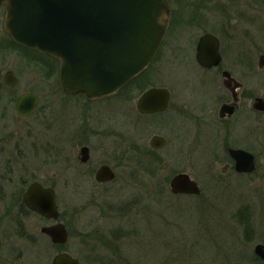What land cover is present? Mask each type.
I'll list each match as a JSON object with an SVG mask.
<instances>
[{
	"label": "rangeland",
	"instance_id": "rangeland-1",
	"mask_svg": "<svg viewBox=\"0 0 264 264\" xmlns=\"http://www.w3.org/2000/svg\"><path fill=\"white\" fill-rule=\"evenodd\" d=\"M172 4L182 10L186 24L173 31L177 24L172 22L153 65L121 95L96 103L77 101L78 119L92 130L84 129L83 141H91L93 151L90 162L76 168L69 160L59 162L61 105H67L63 121L70 129L76 103L64 102L59 91L58 60L12 45L3 29V65L15 69L20 80L16 89L40 94L39 105L49 107L48 119L56 125L45 130L56 150L34 160L40 169L24 176L54 185L69 240L53 244L40 231L51 223L21 213L6 199L0 203V264H51L62 252L81 264H264L254 254L264 240V119L250 136L259 145L257 177L221 175L225 137L219 103L212 97L215 82L195 64L196 43L205 32L220 37L225 66L245 69V63L236 60L241 52L256 63L264 54V0H173ZM188 4L202 5L192 26L187 22L189 7H182ZM238 4L249 6L250 19H239ZM1 19L3 26L4 13ZM151 86L168 88L170 107L160 115L140 116L137 100ZM93 103L96 122L90 117ZM25 124L21 123L22 134L29 133ZM75 135L70 136L73 144ZM155 135L167 140L161 150L150 146ZM233 142L230 139L229 144ZM102 164L115 170L113 182H96L95 171ZM180 172L199 184L201 196L171 194L169 182ZM24 187L21 183L19 192Z\"/></svg>",
	"mask_w": 264,
	"mask_h": 264
},
{
	"label": "water",
	"instance_id": "water-1",
	"mask_svg": "<svg viewBox=\"0 0 264 264\" xmlns=\"http://www.w3.org/2000/svg\"><path fill=\"white\" fill-rule=\"evenodd\" d=\"M5 4V27L13 40L60 60V83L67 94H84L101 98L115 94L153 61L167 28V0H0ZM219 41L204 34L197 46V60L203 66L218 64ZM264 67V55L259 58ZM8 83L15 78L8 74ZM170 93L165 88H151L138 100L141 114L163 112L168 108ZM38 102L33 94H24L16 109L27 116ZM257 108L264 109L260 101ZM166 144L154 136L150 146L159 150ZM236 169L251 172L254 157L242 150H232ZM88 149L83 150V161ZM99 183L111 182L115 174L103 165L96 173ZM174 195L200 196L202 191L187 173L175 175L169 184ZM26 206L39 215L59 219L55 192L39 183L32 184L23 196ZM53 244L64 245L69 233L63 223L42 228ZM1 249V240H0ZM255 254L264 261V242L256 245ZM51 264H80L68 253L57 254Z\"/></svg>",
	"mask_w": 264,
	"mask_h": 264
},
{
	"label": "flooded vegetation",
	"instance_id": "flooded-vegetation-1",
	"mask_svg": "<svg viewBox=\"0 0 264 264\" xmlns=\"http://www.w3.org/2000/svg\"><path fill=\"white\" fill-rule=\"evenodd\" d=\"M172 1L173 0H168L170 6V13L168 17L166 32L159 46L155 59L153 60L149 68L159 57V54L161 53L162 48L165 44L166 36L171 28L172 22L177 24L176 26H173L174 28L172 27L173 31L175 29L180 30V27L186 24L182 16V10L175 9L172 4ZM239 1H243V0H239ZM192 5L193 4L182 5L183 8L189 7L187 11L189 12V18L191 20L187 21L189 23L188 26H192L196 22V20H193L194 18L193 15L195 12H198L197 11L198 9L202 8V5L199 6L196 5L195 7ZM237 6H239V19L241 20L250 19V16L246 13L250 11L249 6L247 5L243 7V4H238ZM0 9L2 10L0 14V203H3V201L7 202L6 199H8L9 204L16 203V205L19 206V210L21 209L20 210L21 213H30L36 215L40 219L51 223L50 225L47 226H52L57 223H63L61 220V212L57 201L58 195L56 193L54 185L42 179L39 180L36 178H25L24 174L39 170L40 168H36L33 165V161L36 160L37 162V160L41 159L40 158L41 156L49 153L52 154L54 152L52 150L53 149L56 150L55 146H53V144L49 139L50 134L48 135L46 134V131L49 132L52 131L54 129V126L56 125L55 122L53 121L50 122L48 119L49 117H51V115L49 114L50 112L49 107L41 108V106L39 105L42 96L31 90L28 91L26 90L23 93H19V91L16 88L18 87L20 80L17 73L15 72V69L13 68L11 69L9 67L5 68L3 65V60H5L3 58V40H4L3 29L5 30L6 33L7 31L4 27V24L3 26L1 25L2 22L1 17H3V13H4V18H5L6 9L4 5L0 6ZM3 23H4V19H3ZM206 33L212 34L219 41V54L221 59L218 64L203 66L197 60L198 43L200 38ZM7 37L10 40L9 42L13 45V41L9 34ZM221 46H222V41L219 36L211 32H205L199 37L196 43V52H195V60H196L195 64L197 63L196 66L198 65L197 67L200 70H202L205 75L208 74V76L212 79L213 82H215L216 85V86L212 85V87H216L215 88L216 90H214V92L212 93V97L216 99V101H218L217 103H219L218 118L222 124V131L221 128L220 131H221V135L225 137V142H224L225 163L220 168V173L223 176H227L232 173L237 175L238 177L239 176L245 178L257 177L256 175L258 174V168L260 163V153L258 152L257 149L259 148V145L256 143L257 141L256 137L254 138L251 137L253 135L252 133L254 126H258L259 121L264 119V109L257 108L258 106L257 104H260V101L264 102V92L261 93L262 91L261 89H264V67L259 66L260 57H258V60L255 63L253 57H251L250 54L246 52H241L236 55L237 57L236 60L245 63L246 66L245 69L242 70L234 69L229 67L228 65L225 66L224 57L221 52ZM21 48L23 49V51L26 52L29 51L35 53V51L28 50L25 47H21ZM26 52H23V55L26 56L27 55ZM22 57L26 59L24 56ZM29 60L31 59L29 58L27 60L31 64L32 62ZM59 70H60V62L58 61V79H59ZM146 71H144L142 74L137 76L128 85H130L132 82L140 78ZM8 74H11L15 78L16 80L15 83L11 84L6 81ZM261 80L263 82L262 84H261ZM201 81L202 82L206 81L205 77H201ZM128 85L112 96L92 99V98H88L84 94H75V95L67 94L63 90L59 80V84H57V86L59 88V91L62 93V97H64L65 99L64 102L74 101L76 103V105H74L75 114L72 119L70 129L66 127L63 121L64 108L67 105H61V113H60L61 140H60V152L58 153V155H60L59 162L60 161L68 162L69 160L71 162V166L73 168H76L79 166V164L84 165L89 163L91 159V152L93 151V147L91 145L92 143L91 141L84 142L83 141L84 137H82V134L84 132V129H88L90 130V132L92 130L87 128L86 125H84L83 120L78 119L80 115L78 105L80 104L77 103V101L82 100L84 98L88 99L89 101H94V103L98 101H105L107 99H110L111 97L121 95L123 91L128 87ZM150 88H154V86L143 89L141 91V94ZM56 91L59 92L58 90ZM169 93H170V100L168 103V108L165 111L152 113V114H141L137 109V105H136V111L140 116L160 115L165 113L169 109L171 104V92L169 91ZM24 94H33L38 97V102L36 106L27 116H21L16 109V105L19 99ZM125 97L127 98L126 94H124V98ZM122 102H126V100L123 101L122 99ZM94 103L92 104L91 107L90 117L91 119H94L96 122L97 116L94 115V111H93ZM78 121H80V123ZM23 122H26L25 126L29 129L28 134L21 133L22 129L24 128V127L21 128V123ZM245 131L247 133L251 132V135L249 133H248L249 135L247 133H244ZM75 133L77 140L75 139L74 140L75 144H73L72 143L73 140H71L70 136L74 135ZM230 139L234 141L233 144H229ZM242 139H246V140L242 142ZM84 148L88 149V160L86 162L83 161ZM232 150H242L249 154H252L254 157V166H255L254 169L251 172L238 171L236 169L237 162L231 155ZM128 153L130 155V151ZM130 156L127 158H130ZM103 165H108L111 167V169L115 174V178H114L115 180L117 175L113 167L109 164H102L99 166V168ZM99 168L95 171V175H94L95 177ZM114 180H112L111 182H113ZM96 182L99 183L98 181ZM21 183L25 187L22 192L21 191L19 192V186L21 185ZM34 183H39L44 188H51L54 190L56 203L59 209L58 220L47 219L37 214L36 212L30 210L26 206L23 200V196L27 191V189ZM107 183L110 182L99 183V184H107ZM43 227L46 226L41 227L40 229L41 233ZM0 240H1V249H2L1 236H0Z\"/></svg>",
	"mask_w": 264,
	"mask_h": 264
}]
</instances>
